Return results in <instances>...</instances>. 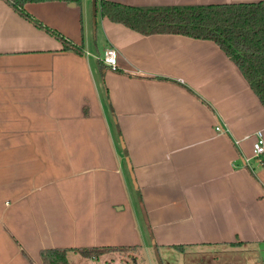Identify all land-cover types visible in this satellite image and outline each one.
Listing matches in <instances>:
<instances>
[{"label": "crops", "instance_id": "obj_1", "mask_svg": "<svg viewBox=\"0 0 264 264\" xmlns=\"http://www.w3.org/2000/svg\"><path fill=\"white\" fill-rule=\"evenodd\" d=\"M12 1L0 0V264H42L59 247L148 249L162 264L264 259L250 254L264 248V156L253 157L264 105L226 52L143 35L101 0L96 16L94 0H22L82 49L66 50ZM109 46L117 69L101 60ZM80 256L70 263H102Z\"/></svg>", "mask_w": 264, "mask_h": 264}, {"label": "trees", "instance_id": "obj_2", "mask_svg": "<svg viewBox=\"0 0 264 264\" xmlns=\"http://www.w3.org/2000/svg\"><path fill=\"white\" fill-rule=\"evenodd\" d=\"M13 6L39 27L64 42V48L82 49L56 30L26 14L22 0ZM102 14L143 35L176 34L216 42L239 67L264 105V0L250 3L216 5H185L137 7L108 0L100 2ZM96 27V26H95ZM108 90H106V100ZM132 249L130 247L49 248L41 251L42 264H71L69 254L80 253L98 259L104 251Z\"/></svg>", "mask_w": 264, "mask_h": 264}, {"label": "rangeland", "instance_id": "obj_3", "mask_svg": "<svg viewBox=\"0 0 264 264\" xmlns=\"http://www.w3.org/2000/svg\"><path fill=\"white\" fill-rule=\"evenodd\" d=\"M264 248H262L259 253L250 254H263ZM81 257L78 253H71L70 260L74 262L73 257ZM264 257V255H263ZM101 264H162L158 260V256L154 251H149L148 249H143L138 251L137 249H124L116 251H104L100 257ZM83 260H88L81 257ZM178 258H172L168 261V264H180ZM75 263V262H74ZM238 264H264V259L258 260L256 257L245 258L242 257L241 260L237 262ZM165 264H167L165 262ZM182 264V263H181Z\"/></svg>", "mask_w": 264, "mask_h": 264}, {"label": "built area", "instance_id": "obj_4", "mask_svg": "<svg viewBox=\"0 0 264 264\" xmlns=\"http://www.w3.org/2000/svg\"><path fill=\"white\" fill-rule=\"evenodd\" d=\"M119 51L114 46H109L101 60L102 62L111 69H117L118 67ZM215 130L219 133H225L227 130L220 124L215 126ZM256 139L253 143V157L260 158L264 156V136L262 132L256 134Z\"/></svg>", "mask_w": 264, "mask_h": 264}, {"label": "water", "instance_id": "obj_5", "mask_svg": "<svg viewBox=\"0 0 264 264\" xmlns=\"http://www.w3.org/2000/svg\"><path fill=\"white\" fill-rule=\"evenodd\" d=\"M94 1H95V2H94V16H96V1H97V0H94ZM128 165H129V167L131 168V164H130V162L128 163ZM131 174H132V176L134 177L132 171H131Z\"/></svg>", "mask_w": 264, "mask_h": 264}]
</instances>
